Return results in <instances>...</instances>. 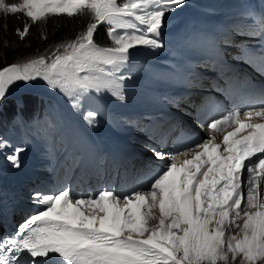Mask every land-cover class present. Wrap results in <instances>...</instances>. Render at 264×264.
<instances>
[{
  "label": "snow or ice",
  "instance_id": "snow-or-ice-1",
  "mask_svg": "<svg viewBox=\"0 0 264 264\" xmlns=\"http://www.w3.org/2000/svg\"><path fill=\"white\" fill-rule=\"evenodd\" d=\"M184 3L21 0L8 4L0 0V12L22 13L33 23L49 16L83 18L90 14L86 31L66 43L63 54L58 47L50 62L40 56L0 70V101L8 85L37 78L66 93L76 88L99 90L105 83L99 76L80 73L111 75L106 68L127 64L130 49L162 48L159 37L166 16ZM101 24L109 26L115 47L94 42ZM257 24L264 35V17ZM117 29L133 31L118 33ZM28 30L25 23L23 31H17L23 38ZM245 55L248 63L264 71V51ZM95 115L89 112L85 119L92 123ZM257 119L264 120V106L211 122L208 127L213 132L235 127L223 136L222 144L213 136L179 153L187 156L193 151L195 155L179 165H165L146 190L124 196L111 190L94 196H76L69 188L34 191L31 199L41 210L27 218L15 234L0 237V264H230V256L231 264L237 258L240 264L264 261V123L254 122ZM7 147L11 146L0 139V150ZM22 151L16 147L8 156L17 168ZM153 154L159 160L174 159L156 149ZM153 220L158 223L150 226ZM232 228L239 231L226 238Z\"/></svg>",
  "mask_w": 264,
  "mask_h": 264
},
{
  "label": "trees",
  "instance_id": "trees-1",
  "mask_svg": "<svg viewBox=\"0 0 264 264\" xmlns=\"http://www.w3.org/2000/svg\"><path fill=\"white\" fill-rule=\"evenodd\" d=\"M89 18L90 14H86L83 18L59 15L49 16L46 21L33 23L22 13L0 12V70L13 64L26 63L40 56L50 61L53 54L57 53L58 47L59 54H62L63 46L66 43L74 41L79 34L86 31ZM25 23L29 25V30L21 38L17 30L23 31ZM94 41L100 46L111 45L102 25L96 29ZM22 100L24 102L23 98ZM29 101L42 102L35 99H29ZM11 103L14 105L13 102ZM46 103L52 105L50 101H46Z\"/></svg>",
  "mask_w": 264,
  "mask_h": 264
},
{
  "label": "rangeland",
  "instance_id": "rangeland-1",
  "mask_svg": "<svg viewBox=\"0 0 264 264\" xmlns=\"http://www.w3.org/2000/svg\"><path fill=\"white\" fill-rule=\"evenodd\" d=\"M221 1H223V0H221ZM227 1L230 2L229 8H231V9H238L239 6L241 5V3H239L238 0H227ZM20 2H21V0H6V3H8V4H17ZM199 7L201 8L200 4H199ZM127 19H130V18H127ZM140 27H143V26H140ZM119 30H124V29H119ZM47 54H50V53H47ZM149 63H150V60H148V62H146V65H149ZM133 66H134V64L127 63V64L123 65L122 67L125 69H130ZM169 85H171V84H168L167 87ZM133 87L135 88V85L132 86V88ZM144 88H145V86L143 87V89ZM57 92L59 93L63 103L65 104V106H60L58 104V107L60 109L67 107L70 111L73 112L74 115H76L75 104H80V89L76 88L71 93L62 92L60 89H58ZM137 97H138V94L135 93V94H132L130 96V99L134 101V100H136ZM86 98H88V97L86 96ZM181 105L185 106L183 109H187V106L185 104L181 103ZM62 119H63V116H60L56 120L58 121V120H62ZM114 123L115 122H113V124ZM41 136H45L49 139V141H52L50 149L53 150L54 153H56V152L62 153L64 148H67L68 150H75V145H76V141H74L75 138L72 136H66L65 137L63 125L58 126L55 124L52 127H49L47 130H43V131H39V132H36L35 130L33 131L29 128L26 129V131L24 133V137H25V141H26L25 146H24V154L25 153H31L34 156V154H35L34 150H33L34 143L37 142ZM156 142H159L162 144L161 138L156 139ZM146 146H147V149H150V143L149 142H146ZM82 152H83V150H82ZM33 156L29 155V158L34 159L36 157V156L35 157H33ZM57 160H60L61 162L68 163L69 157L65 153H63L62 155L60 154V156L56 157V161ZM56 161L54 163H51L50 165L54 166ZM153 211L155 212V214L157 216L159 215L158 209H154ZM157 223H158L157 220H155L154 223L150 222V226H154ZM230 264H231V261H230ZM236 264H240V263H238V261H236Z\"/></svg>",
  "mask_w": 264,
  "mask_h": 264
},
{
  "label": "bare ground",
  "instance_id": "bare-ground-1",
  "mask_svg": "<svg viewBox=\"0 0 264 264\" xmlns=\"http://www.w3.org/2000/svg\"><path fill=\"white\" fill-rule=\"evenodd\" d=\"M257 7V4L256 5H254V7ZM258 7H259V4H258ZM260 10H261V12L262 13H264V9L263 8H260ZM12 84H15V85H17V87H18V89H21L23 86H25V87H27V88H29L28 87V82L27 81H15L14 83H12ZM161 86V85H160ZM161 87H163V86H161ZM173 87V85L171 84V85H169L168 87H163V88H172ZM39 88H41L40 86H39ZM145 88L146 89H148V86H145ZM168 98V97H167ZM164 99L165 98H162V99H159V102L163 105V101H164ZM18 100L19 101H21V102H23V100H22V98H18ZM145 107H147L146 105H145ZM185 106H182L181 105V103L179 104V108L180 109H183ZM138 151H141L140 149H137ZM83 154L85 155V157H87L88 156V150H87V148H86V146H84L83 147ZM95 155V157L97 158V155L96 154H94Z\"/></svg>",
  "mask_w": 264,
  "mask_h": 264
},
{
  "label": "water",
  "instance_id": "water-1",
  "mask_svg": "<svg viewBox=\"0 0 264 264\" xmlns=\"http://www.w3.org/2000/svg\"><path fill=\"white\" fill-rule=\"evenodd\" d=\"M26 92V87H22L21 89H18L17 85L15 84H10L8 85V91L5 94L6 99H18L21 95H24Z\"/></svg>",
  "mask_w": 264,
  "mask_h": 264
}]
</instances>
